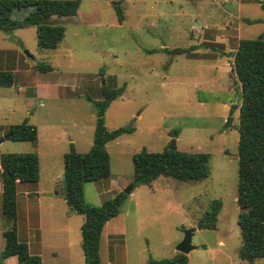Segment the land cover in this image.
Returning a JSON list of instances; mask_svg holds the SVG:
<instances>
[{
	"label": "rangeland",
	"instance_id": "rangeland-1",
	"mask_svg": "<svg viewBox=\"0 0 264 264\" xmlns=\"http://www.w3.org/2000/svg\"><path fill=\"white\" fill-rule=\"evenodd\" d=\"M114 1L119 0H82L77 14L53 16V23L65 27L56 49H38L34 26L0 30V69L15 72L12 86L0 85V136L26 119L39 131L36 145L4 139L0 155L39 154L40 178L30 187L40 193L34 209L41 215L44 262L85 264L84 216L72 210L59 188L64 153L71 143L85 152L93 142L97 110L87 96L101 99L103 86L125 85L123 95L107 108L105 123L110 129L132 125L134 131L108 142L111 174L84 184L85 200L92 205L133 185L119 214L104 226L102 264H147L151 258L172 257L191 228L196 248L187 254L190 264H250L239 254L241 85L232 64L240 39L264 32L261 3L122 0L120 22ZM29 11L17 10L14 16L21 19ZM175 48L188 51L176 53ZM39 62L52 68L38 70ZM232 104H237L234 119L225 127ZM173 140L179 150L210 153V176L189 181L159 176L151 185H134L133 154L143 147L161 151ZM215 198L223 202L217 228H198ZM12 223L0 209V248ZM253 264H264V258Z\"/></svg>",
	"mask_w": 264,
	"mask_h": 264
},
{
	"label": "trees",
	"instance_id": "trees-1",
	"mask_svg": "<svg viewBox=\"0 0 264 264\" xmlns=\"http://www.w3.org/2000/svg\"><path fill=\"white\" fill-rule=\"evenodd\" d=\"M261 3L263 0H255ZM82 0H0V30L12 32L19 28L36 27L37 47L40 50L56 49L65 36V27L55 24L52 17L71 16L78 12ZM120 22L124 19L122 0L114 1ZM23 18H16L15 11L29 9ZM249 21V20H248ZM176 53L187 52V48H175ZM38 70L46 71L51 65L39 62ZM232 71L241 85V104L237 129L239 132V174L237 203L238 224L241 228L242 244L240 257L253 264L264 258V32L253 38H241L234 52ZM15 72L0 69V85L12 86ZM126 86L117 88L103 86V98L93 99L97 120L93 144L89 150L79 152L73 143L64 153L66 174V201L73 211L84 216L81 226V245L85 264H102L100 255L101 235L105 224L117 216L128 194L120 191L100 205L86 202L84 184L106 178L111 174V157L107 144L125 133L134 131V126L110 129L105 123V113L111 102L123 95ZM1 128V127H0ZM14 140H27L37 144L39 131L36 124L24 120L9 128ZM177 133V130L174 131ZM211 154L208 152L182 151L169 146L161 151H150L143 147L132 156L134 185H151L159 176L178 180H202L211 174ZM3 185L2 211L12 221L4 231L5 248L0 259L17 256L19 264H46L38 253H33L29 243L19 239L17 230V186L19 182L36 184L40 178V158L37 152L2 153L0 155ZM222 200L215 198L208 210L198 220L200 229H216L222 208ZM113 251V247H111ZM147 264H190L187 254L178 252L172 257L151 258Z\"/></svg>",
	"mask_w": 264,
	"mask_h": 264
},
{
	"label": "crops",
	"instance_id": "crops-1",
	"mask_svg": "<svg viewBox=\"0 0 264 264\" xmlns=\"http://www.w3.org/2000/svg\"><path fill=\"white\" fill-rule=\"evenodd\" d=\"M41 91V89L38 88V91ZM43 103V102H41ZM93 142L90 143V147L92 146ZM89 147V149H90ZM2 169H0V172ZM62 181V180H61ZM60 183V182H59ZM30 186H36L31 185L30 183L26 182H19L17 186L18 196H17V204H18V215H17V230H18V236L19 239L22 241H26L29 243L30 249L33 253H38L42 256V250L41 246L43 243L42 239V221H41V215L39 211H36L34 209V205L36 198H39L40 194L37 190V187H35V190L32 189ZM3 185L2 181L0 182V196L2 195V198L0 197V209L2 211V202H3ZM37 195V196H36ZM44 196H48L45 193ZM3 213V211H2ZM4 215V214H3ZM5 216V215H4ZM67 224H62V227L66 228ZM4 233V232H3ZM4 236V234H3ZM3 243L1 246V251L5 248V237L3 238ZM15 258V259H14ZM43 258V257H42ZM18 261L17 256H9L5 259L4 264H11L10 262H13L12 264H15ZM44 261V260H43Z\"/></svg>",
	"mask_w": 264,
	"mask_h": 264
},
{
	"label": "water",
	"instance_id": "water-1",
	"mask_svg": "<svg viewBox=\"0 0 264 264\" xmlns=\"http://www.w3.org/2000/svg\"><path fill=\"white\" fill-rule=\"evenodd\" d=\"M26 54L28 56H30L31 58H34V56L32 54H30L29 51H26ZM236 108H237V104H233L232 108L230 110V116H232V113H233L234 109H236ZM231 119H232V117H229V119H228L227 123L225 124V126L229 125ZM9 137H11V133L10 132L6 133L5 135L0 136V145L4 141V139L9 138ZM170 148L174 149V150L177 149V145L175 144V140H173L172 145L170 146ZM59 188H60L61 193L66 197V174L65 173H63V175H62V181H61V183L59 185ZM132 188H133V185L131 184L125 190V192L126 193H130ZM56 193H58V191L48 192V193H45V194L52 196V195H54ZM193 232H194L193 228L186 230L184 238L177 245L176 249L178 250V252L184 253V254H188L192 249L196 248V245H194L192 243Z\"/></svg>",
	"mask_w": 264,
	"mask_h": 264
},
{
	"label": "flooded vegetation",
	"instance_id": "flooded-vegetation-1",
	"mask_svg": "<svg viewBox=\"0 0 264 264\" xmlns=\"http://www.w3.org/2000/svg\"><path fill=\"white\" fill-rule=\"evenodd\" d=\"M232 105H233V104H232ZM232 105H231V107H230V110H231V108H232ZM230 110H229V112H228V115H227L226 118H225L224 126H225V124L227 123L229 117H232V119L230 120V123H231V122L233 121V119H234V111H235V109H234V111H233V113H232V116H230ZM230 123H229V125H230ZM229 125H228V127H229ZM225 127H227V126H225Z\"/></svg>",
	"mask_w": 264,
	"mask_h": 264
}]
</instances>
